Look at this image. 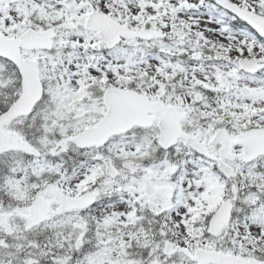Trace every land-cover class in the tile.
<instances>
[{
	"label": "snow or ice",
	"instance_id": "1",
	"mask_svg": "<svg viewBox=\"0 0 264 264\" xmlns=\"http://www.w3.org/2000/svg\"><path fill=\"white\" fill-rule=\"evenodd\" d=\"M0 264H264V0H0Z\"/></svg>",
	"mask_w": 264,
	"mask_h": 264
}]
</instances>
